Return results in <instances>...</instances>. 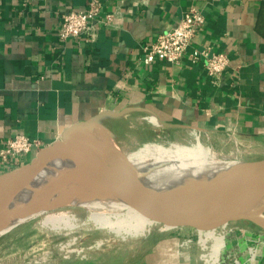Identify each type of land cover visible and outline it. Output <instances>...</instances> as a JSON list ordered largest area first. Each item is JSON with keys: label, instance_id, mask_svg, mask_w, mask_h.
<instances>
[{"label": "crops", "instance_id": "obj_1", "mask_svg": "<svg viewBox=\"0 0 264 264\" xmlns=\"http://www.w3.org/2000/svg\"><path fill=\"white\" fill-rule=\"evenodd\" d=\"M88 1L0 0V149L19 132L44 148L81 122L148 125L150 116L169 130L230 131L244 144L264 142V0H101L103 14L116 17L111 27L93 42L61 41V16ZM192 7L205 24L190 49L230 58L215 80L187 57L181 65L142 62V45L176 27ZM175 246V253L160 249L135 264L200 260L195 250L181 254Z\"/></svg>", "mask_w": 264, "mask_h": 264}, {"label": "bare ground", "instance_id": "obj_2", "mask_svg": "<svg viewBox=\"0 0 264 264\" xmlns=\"http://www.w3.org/2000/svg\"><path fill=\"white\" fill-rule=\"evenodd\" d=\"M145 119L158 125L151 116ZM198 132L191 129L190 138L184 142L150 141L124 148L113 144L114 150L98 152L95 161L80 150L76 156L70 151L58 152L36 179L21 183L14 192L0 195V235L32 217L42 218L43 226L58 231H74L80 224L86 228L92 223L124 240L147 236L155 229V221L108 194L87 169L112 179L124 189L148 192L168 202L175 211L215 190H237V184L250 171L249 163L241 159L242 154L264 153V149L240 148L232 135L227 142H233L235 147L227 152L217 151L209 144L208 136L202 138ZM237 207L238 203L225 208L213 205L207 212H235ZM263 207L264 193L256 209L260 212ZM215 231H201L200 242L206 244L211 239L217 255L224 238Z\"/></svg>", "mask_w": 264, "mask_h": 264}, {"label": "rangeland", "instance_id": "obj_3", "mask_svg": "<svg viewBox=\"0 0 264 264\" xmlns=\"http://www.w3.org/2000/svg\"><path fill=\"white\" fill-rule=\"evenodd\" d=\"M149 124L147 125L145 121L139 125H131V122L105 120L100 128L90 125L77 132L124 148L134 143L142 146L150 141L184 142L190 138L189 131L196 129L202 138L208 136L209 144L217 151L227 152L235 147L233 142H227L231 140L232 135L238 140L240 148L264 149V142L260 144L250 142L249 146V142L244 144L230 131L216 132L201 128L199 130L197 127L169 130ZM259 154L264 155L263 152L244 153L241 159L248 163L254 162L263 158ZM261 211L264 214V207ZM84 227L80 224L73 229L74 231L52 230L51 227L42 225V218L32 217L23 224L19 223L9 232L4 230V234L0 235V264H135L146 254L160 249L165 248L167 252L172 249L175 253L173 248L175 245H166L173 237L177 238L175 240L177 252L180 251L182 254L195 250L198 258L200 257L197 264H204L201 256L209 253L210 247L214 245V242L208 239L205 244L207 249H204L202 243H199L201 233L190 229H183L181 235H173L169 230L154 227L155 229L147 236L139 235L124 240L114 233L95 227L92 223ZM215 232L224 238L222 255L229 256L226 264H235L236 261L239 264H264V229L249 222H239L230 223L216 229Z\"/></svg>", "mask_w": 264, "mask_h": 264}, {"label": "water", "instance_id": "obj_4", "mask_svg": "<svg viewBox=\"0 0 264 264\" xmlns=\"http://www.w3.org/2000/svg\"><path fill=\"white\" fill-rule=\"evenodd\" d=\"M98 118L92 120L97 122ZM91 122H81L65 130L61 138L44 147L29 163L11 171L0 174V195L14 192L24 182L36 179L52 161V157L60 151H70L74 156L77 150L95 161L98 152L114 150V145L89 138L81 131ZM185 129L193 128L186 127ZM183 127V128H184ZM250 170L243 181L237 186V190H215L213 193L199 198L184 208L173 210L170 204L156 198L148 192L128 190L120 187L112 179L99 176L87 169L96 183L115 198L122 199L140 210L148 218L155 221L156 227L164 230L194 231L216 230L230 223L249 222L256 227L264 229V214L256 209L264 193V158L250 162L247 166ZM238 203L235 212H207L213 205L225 208Z\"/></svg>", "mask_w": 264, "mask_h": 264}, {"label": "built area", "instance_id": "obj_5", "mask_svg": "<svg viewBox=\"0 0 264 264\" xmlns=\"http://www.w3.org/2000/svg\"><path fill=\"white\" fill-rule=\"evenodd\" d=\"M115 19L114 14H103L101 0H89L85 9L71 10L61 16L59 39L65 42L73 38H84L87 42H93L97 39L99 30L111 27ZM204 24L205 17L202 12L192 7L183 15L176 27L158 34L153 41L142 45V62L145 65L158 61L181 65L187 57L192 64L203 65L212 79L219 78L230 65L229 56L212 48L190 49ZM41 145L39 140L30 139L24 132L6 139L0 149L2 170L8 172L23 166L25 159L30 162L43 149ZM202 246L207 249L205 244ZM213 248L214 245L210 247L209 253L201 256L204 264H226L229 256H222L224 244L217 255ZM235 264L239 262L236 261Z\"/></svg>", "mask_w": 264, "mask_h": 264}, {"label": "trees", "instance_id": "obj_6", "mask_svg": "<svg viewBox=\"0 0 264 264\" xmlns=\"http://www.w3.org/2000/svg\"><path fill=\"white\" fill-rule=\"evenodd\" d=\"M264 7V6H263ZM263 10V9H262ZM261 19V22L264 23V10H263V13H262V17H260Z\"/></svg>", "mask_w": 264, "mask_h": 264}]
</instances>
